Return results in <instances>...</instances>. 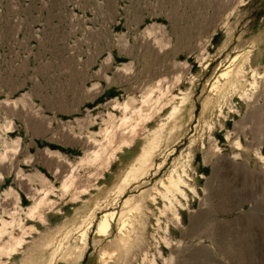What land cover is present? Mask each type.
<instances>
[{"label": "rangeland", "instance_id": "374dc122", "mask_svg": "<svg viewBox=\"0 0 264 264\" xmlns=\"http://www.w3.org/2000/svg\"><path fill=\"white\" fill-rule=\"evenodd\" d=\"M0 228V264H264V0H0Z\"/></svg>", "mask_w": 264, "mask_h": 264}, {"label": "bare ground", "instance_id": "6f19581e", "mask_svg": "<svg viewBox=\"0 0 264 264\" xmlns=\"http://www.w3.org/2000/svg\"><path fill=\"white\" fill-rule=\"evenodd\" d=\"M228 74V71H222L221 73H220V76L221 77H224V76H226ZM234 79V78H233ZM233 82V81H232ZM234 84V83H233ZM229 85V84H228ZM223 86V85H222ZM231 86V85H230ZM213 87H215V86H213ZM219 89V88H218ZM227 90V89H226ZM220 91V90H219ZM223 91V90H222ZM228 91V90H227ZM159 92V91H158ZM223 95V94H222ZM151 96V95H150ZM149 97V96H148ZM158 100V99H157ZM145 101V100H144ZM154 101V100H153ZM124 109H126V105H125V108ZM138 111H140V109H138ZM178 110H174L173 111V115H174V117H175V114L176 113H179V112H177ZM132 114V113H131ZM145 114V113H144ZM141 116H142V114H140ZM144 116V115H143ZM142 116V117H143ZM144 118V117H143ZM138 119V118H137ZM173 119V118H172ZM124 121H126L127 122V120H128V118L127 117H124V119H123ZM132 120V119H131ZM133 121V120H132ZM125 123V122H124ZM128 123V122H127ZM176 126H177V124H176ZM132 127V126H131ZM166 130V129H165ZM107 132V131H106ZM110 132V131H109ZM164 132V131H163ZM169 132V131H168ZM107 135V134H106ZM158 136H159V133L157 134V140H158ZM238 142V141H237ZM93 143V142H92ZM155 143H156V140H155ZM238 144V143H237ZM88 145V144H87ZM89 149H95V146L93 145V144H90V146H89ZM97 149V148H96ZM157 150V149H156ZM93 153H94V155L95 156H97L98 155V150H94L93 151ZM153 157V156H152ZM137 165V164H136ZM138 166H139V164H138ZM137 166V167H138ZM134 168V167H133ZM89 177H92V176H89ZM72 178V175L69 173V175H68V177H67V179H66V181L63 183V186L64 187H66L67 186V182L70 180ZM186 180V179H185ZM73 181V183H74V180H72ZM70 182H71V180H70ZM188 184V183H187ZM164 185V184H163ZM185 186L186 185V182L182 179V177H181V175L180 174H177L176 175V177H174V176H169V178H168V184L167 185H164V188H165V192L164 193H161L162 194V196H164L165 198H167V195H168V193L169 194H172L171 196H174L175 195V193H179L180 195H182V196H185V193L183 192V190H182V186ZM76 187V186H75ZM66 189V188H65ZM86 191V190H85ZM80 193V192H79ZM77 194H78V192H77ZM77 194H75V195H77ZM167 194V195H166ZM160 196V195H159ZM155 197V196H154ZM156 198V197H155ZM168 199V198H167ZM41 200H43V199H41ZM40 204V203H39ZM40 206H33V207H31L30 208V215L31 216H33V214L34 213H36V211H38V209H40L39 208ZM42 207V206H41ZM173 209V208H172ZM166 211V210H165ZM164 212V211H163ZM173 213H174V215L176 216L177 214H176V212H175V210H173ZM133 214V213H132ZM132 216V215H131ZM115 217H116V213L114 212V211H111V212H106L103 216H102V218L100 219V221L98 222V225H97V230H96V232H97V234L99 235V236H106V235H108L109 234V232H110V230H111V222L112 221H114V219H115ZM177 217V216H176ZM132 218H130L129 216H128V218H126V219H121L120 218V228H119V232H120V234H123V235H127L126 233H128L129 231H130V228L132 227V225H133V223H132V220H131ZM11 222V221H10ZM12 223V222H11ZM10 223V224H11ZM5 224H7V221H6V223ZM91 224V221H89V224L88 225H90ZM92 225V224H91ZM8 226H9V224H8ZM22 226V225H21ZM89 227H87L85 230H83V231H81V234H80V236H81V240L84 242V240H85V238H86V236H87V229H88ZM5 229V228H4ZM3 228H0V238L5 234V230H4ZM131 231H132V229H131ZM7 232V231H6ZM33 233V232H32ZM8 235V234H7ZM11 238H12V236H11ZM9 239V241L10 242H8V243H1L0 244V253L2 252V251H6L7 252V254L9 253V254H12V253H14L15 251H16V249H17V246H19L20 245V241L19 240H17V239ZM8 240V239H7ZM7 242V241H6ZM49 243V242H48ZM58 243V242H57ZM83 245V244H82ZM57 248V247H56ZM63 249V248H62ZM54 253H56V252H54ZM55 255V254H54ZM56 256V255H55ZM109 257L110 256V254L108 253V252H106V251H102L101 253H100V260L102 261V263L103 264H105L106 263V257ZM78 257H79V255H78ZM54 258V257H53ZM54 260V259H53ZM154 262V261H153Z\"/></svg>", "mask_w": 264, "mask_h": 264}]
</instances>
